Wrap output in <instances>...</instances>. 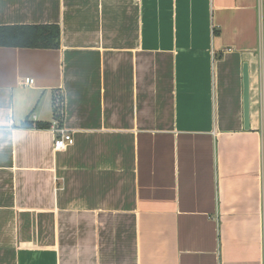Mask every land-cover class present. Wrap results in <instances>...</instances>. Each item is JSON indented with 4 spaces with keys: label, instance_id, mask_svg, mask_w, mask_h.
<instances>
[{
    "label": "crops",
    "instance_id": "crops-1",
    "mask_svg": "<svg viewBox=\"0 0 264 264\" xmlns=\"http://www.w3.org/2000/svg\"><path fill=\"white\" fill-rule=\"evenodd\" d=\"M51 24L0 45V264H264V0H0Z\"/></svg>",
    "mask_w": 264,
    "mask_h": 264
},
{
    "label": "trees",
    "instance_id": "trees-1",
    "mask_svg": "<svg viewBox=\"0 0 264 264\" xmlns=\"http://www.w3.org/2000/svg\"><path fill=\"white\" fill-rule=\"evenodd\" d=\"M60 41L61 29L57 24L0 27V45L24 48H58ZM58 110L59 108L56 107V117Z\"/></svg>",
    "mask_w": 264,
    "mask_h": 264
},
{
    "label": "built area",
    "instance_id": "built-area-1",
    "mask_svg": "<svg viewBox=\"0 0 264 264\" xmlns=\"http://www.w3.org/2000/svg\"><path fill=\"white\" fill-rule=\"evenodd\" d=\"M25 84H33L34 79L33 78H27L24 82ZM55 105L56 107L59 108L57 117L54 120L53 124L51 125V129L55 134V139H54V148L56 150H63L66 149L67 147L71 146L74 144V137L72 132L67 130L62 124L60 123V117L63 116L64 114V98L62 94H58L56 99H55Z\"/></svg>",
    "mask_w": 264,
    "mask_h": 264
},
{
    "label": "water",
    "instance_id": "water-1",
    "mask_svg": "<svg viewBox=\"0 0 264 264\" xmlns=\"http://www.w3.org/2000/svg\"><path fill=\"white\" fill-rule=\"evenodd\" d=\"M243 80H244V121L245 128H250V74L249 64L246 62L243 67Z\"/></svg>",
    "mask_w": 264,
    "mask_h": 264
}]
</instances>
